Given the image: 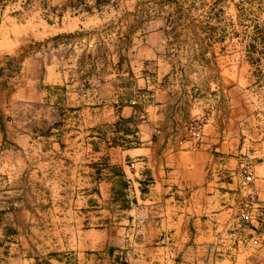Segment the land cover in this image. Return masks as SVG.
<instances>
[{"label": "crops", "instance_id": "0c3cea01", "mask_svg": "<svg viewBox=\"0 0 264 264\" xmlns=\"http://www.w3.org/2000/svg\"><path fill=\"white\" fill-rule=\"evenodd\" d=\"M150 39L122 73L0 40V264H264V46L209 48L188 81Z\"/></svg>", "mask_w": 264, "mask_h": 264}, {"label": "rangeland", "instance_id": "374dc122", "mask_svg": "<svg viewBox=\"0 0 264 264\" xmlns=\"http://www.w3.org/2000/svg\"><path fill=\"white\" fill-rule=\"evenodd\" d=\"M149 39L164 41L163 52L189 81L211 63L209 48H263L264 0H0V40L23 55L84 64L110 58L122 73L145 63ZM262 51L246 53V62L264 66ZM126 247H50L45 256L54 264H146L139 257L132 262Z\"/></svg>", "mask_w": 264, "mask_h": 264}, {"label": "trees", "instance_id": "16d2710c", "mask_svg": "<svg viewBox=\"0 0 264 264\" xmlns=\"http://www.w3.org/2000/svg\"><path fill=\"white\" fill-rule=\"evenodd\" d=\"M121 184L123 185V188L126 186V182H121Z\"/></svg>", "mask_w": 264, "mask_h": 264}]
</instances>
